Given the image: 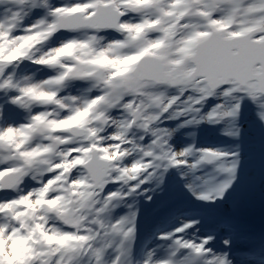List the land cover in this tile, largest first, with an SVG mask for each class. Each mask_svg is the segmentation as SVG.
<instances>
[{"label":"snow or ice","instance_id":"obj_1","mask_svg":"<svg viewBox=\"0 0 264 264\" xmlns=\"http://www.w3.org/2000/svg\"><path fill=\"white\" fill-rule=\"evenodd\" d=\"M10 2L19 7L0 19V36L11 34L27 15V10L37 6L45 9V17L24 30L29 34L44 36L60 30L84 31L89 34L84 43L92 47L96 42L95 34L102 30L124 33L122 39L100 51L89 65L70 64L65 68V75L96 78L109 90V97L121 89L136 88L144 80H153L181 85L188 92L196 90L204 99L218 91L226 97L247 96L264 109V0H83L58 6L50 0ZM129 15L139 17L138 22L127 23L125 18ZM197 18L201 23H186ZM149 34L158 38L146 40ZM76 46L70 43L58 52L63 54ZM0 48L4 49L0 51L2 76L7 66L25 54L17 49L9 50L3 41H0ZM105 73L108 74L106 78ZM9 89L18 92L11 103L22 107H27L29 98L51 99L49 94L38 92L35 86H21L11 76L0 80V90ZM106 99L104 96L86 99L82 110L56 127L87 123L93 106ZM221 107L213 109L207 118L233 116L239 110L238 103L231 111H219ZM261 116L264 118V112ZM34 119L39 121L41 117ZM32 131L33 124L0 127V164L7 165L0 168V191H19L26 177L41 173L42 151L27 148L25 143ZM192 155V149L169 153L166 163L170 167L187 166L195 170L203 164L218 162L221 173L230 177L235 171L234 164H226L225 153L206 149L196 159L189 160ZM73 156H81V153L74 152ZM85 162V157L75 161L78 167ZM92 170L103 179L102 167L94 166ZM47 181L34 191L0 202V214L9 222H15L11 228L7 224L0 225V264H77L79 256L84 254L91 241V237L84 234L87 229L53 233L46 227L41 228L42 214L50 208L59 209L63 199L60 194L64 189L53 188ZM230 185L231 179H227L216 188L201 192L198 198L222 197ZM16 225H24L22 231L27 235L17 231ZM190 226L185 225V228ZM40 231L48 232L49 246L38 250L32 241ZM208 239L196 243L177 237L173 256L187 250L197 264L200 260L203 264H217V257L206 258L210 252L205 248ZM5 240L11 242L10 254ZM53 241L56 243L52 244ZM102 255L103 250L97 249L96 264H101ZM161 264H186V261L169 259Z\"/></svg>","mask_w":264,"mask_h":264},{"label":"clouds","instance_id":"obj_2","mask_svg":"<svg viewBox=\"0 0 264 264\" xmlns=\"http://www.w3.org/2000/svg\"><path fill=\"white\" fill-rule=\"evenodd\" d=\"M126 22L137 23L138 21L129 17ZM193 22L201 23L198 18L186 21V23ZM18 27L20 23L14 27L11 34L0 36V41H3L9 50L17 49L25 54L11 65L18 67L19 63L28 60L35 65L46 66L55 71V75L47 79L33 80L32 77L35 75L33 73L17 81L21 86H35L38 92L51 96V99L29 98L26 101L27 107L21 106L25 109L32 107L44 109L31 115L29 122L25 123L34 125V131L25 142L26 147L42 151L41 158L44 161L41 165V173L33 174L31 178L42 184L44 174L51 173L53 175L48 178L47 184L53 188L64 189L60 194L63 197L61 207L50 208L42 214L41 228L46 227L53 233L72 232L64 231V226L73 231L87 229L88 231L84 234L91 237V241L84 249V254L79 256L77 264H96L94 259L96 250L104 251L113 245L119 250V255L112 264H132L128 257L136 235V211L130 210L128 214L115 222L111 221L110 213L118 206L123 196L135 193L141 185L156 179L161 167L165 169L170 167L166 163L169 153H178L167 146L169 130L158 127L164 114L169 113L171 117L198 113L199 109L194 105L201 104L205 99L194 90L186 100L180 101V96L185 92L183 86L153 80H144L136 88H124L109 97V90L103 83H98L96 78L65 75V68L70 64L89 65L100 51L107 50L108 46L118 39L109 40L106 36L96 33V42L89 47L84 43L88 40L89 34L80 31L79 36L62 40L57 46L45 50L46 42H49L58 31L44 36H39L38 33L29 34L26 31L24 34L15 35ZM120 35L123 36L124 33ZM157 38L158 36L149 34L146 40ZM70 43L77 46L63 54L58 52ZM3 50L0 48V51ZM107 76L108 74L105 73L104 77ZM73 80L90 81L91 87L100 91L98 96H104L107 99L93 106L87 123L57 128L56 125L70 120L85 107L86 99H82L79 95L69 93L61 96L59 94L67 87V82ZM170 89H175L179 95H169ZM114 109L121 111L114 116L112 115ZM36 116L41 119L36 121L34 119ZM137 132L151 133L154 137L151 144L141 145L138 141L143 137H137ZM74 152H80L81 156H73ZM82 157L86 158V162L78 167L75 161ZM130 157H132L131 162L126 163ZM149 157L151 159H146ZM87 161L92 163L88 164ZM94 166L103 168V179L95 175L92 170ZM74 172L76 175H73ZM110 183L119 184L120 190L105 195L104 189ZM125 187L129 189L128 192L123 191ZM3 224L11 228L15 222H9L5 217H0V225ZM23 228L24 225H16L17 231L27 235L22 231ZM8 235H11V231ZM47 236L48 232L40 231L36 240L32 241L33 246L38 250L47 248L49 246ZM55 243V241L52 242V244ZM5 244L10 254L11 242L5 240ZM88 248H92V251L89 252ZM217 264H231L227 253L217 256Z\"/></svg>","mask_w":264,"mask_h":264},{"label":"rangeland","instance_id":"obj_3","mask_svg":"<svg viewBox=\"0 0 264 264\" xmlns=\"http://www.w3.org/2000/svg\"><path fill=\"white\" fill-rule=\"evenodd\" d=\"M83 2V0H50V3L58 6L59 4ZM39 9L30 8L27 10V15L24 16L20 27L15 31V35L24 34V30L31 24L41 19L42 7ZM17 9V5L10 2V0H0V19L10 14V11ZM138 20L139 17H133ZM125 19H129L126 17ZM112 30H102L101 36H106L109 40H113L111 36ZM79 36L80 32H74ZM68 33L60 30L45 44V50L49 47L57 46L62 40L66 39ZM25 62V63H24ZM24 63V65H22ZM19 63V66L9 65L5 72L0 76V80L11 76L14 81H21L24 76L35 74L33 80L47 79L49 75H55V71L46 66L35 65L31 61L25 60ZM15 72V75H14ZM16 77V78H15ZM90 81L73 80L67 82L65 88L67 92L64 94L79 95L82 99H87L89 94L93 91L90 89ZM90 89V90H89ZM9 97H3L0 94V127L5 126H19L24 124L25 113L29 116L43 111V107H32L25 109V113L21 115L24 120L20 123V118L15 115L14 108L17 104L11 103L12 97L18 95L15 89L3 90ZM95 94V93H94ZM169 95H174L173 90H170ZM191 92L186 91V99ZM245 96H224L222 92H217L206 99V110L199 109L198 113H190L187 115H178L169 117V113H165L161 118L158 127L161 129H168L170 136L168 137V145L172 151L180 152L189 146V141L196 143L198 154L195 157H188L189 160L196 159L202 150H213L227 154L230 159H238L246 162L244 168L238 167L234 162H227L228 166L235 165V171L231 174V185L233 188L242 185V181L246 180L250 189V196L245 198L240 205L242 211L249 218L260 224L264 228V118L261 113L264 112L257 102L252 99L244 102ZM129 99V98H126ZM9 101V103H7ZM239 104L238 112L233 116H225L223 118H216L207 120L208 114L213 111V108L222 106L223 111H231L235 104ZM120 109L112 110V115L116 116L120 113ZM171 111V110H170ZM191 115V122L188 124V116ZM205 116V117H204ZM182 126V132L179 128ZM112 131V129H109ZM154 137H148L151 142ZM246 143V152L240 154L239 143ZM222 144H226L227 148H223ZM196 145H193L196 147ZM218 145V146H215ZM166 146V147H167ZM234 147L233 151L228 152ZM192 148V150H193ZM237 150V151H236ZM240 154V155H239ZM148 159V158H147ZM151 159V158H149ZM132 157L126 160L130 163ZM219 167L218 162H214ZM172 172L170 179H173L171 187L166 188V192L162 191L163 183L157 173V178L146 182L136 189L135 193L125 195L118 202V206L111 211L110 219L112 222L119 220L121 217L129 213L130 210L136 211L135 226L136 235L135 240L131 246L130 256L128 259L132 264H161V262L172 259L174 252V241L177 237L185 240H192L200 243L202 240L208 238L202 234L199 226L196 223L195 216L200 206L199 194L208 191L210 188L209 180L211 176L216 173L213 170H203L200 167L193 170L187 166L169 167ZM73 175H76L74 172ZM45 177V176H44ZM173 177V178H172ZM224 182V181H223ZM134 183V182H133ZM41 186L40 181L31 178V175L26 177L20 185L19 192L26 194L28 191L34 190ZM218 186L216 183L213 189ZM147 189V191H144ZM120 190V185L117 183H110L104 189V194ZM124 192L129 189L125 187ZM234 192V189L232 190ZM6 191L5 193H9ZM232 192V193H233ZM137 193H142L138 195ZM20 194V195H21ZM150 197V199H149ZM9 198L13 197L9 195ZM8 195L0 197L3 201L10 200ZM226 200H232L226 197ZM2 201V202H3ZM122 204V205H121ZM131 206V208H130ZM228 210V207L225 205ZM0 217H3L0 214ZM185 225H191L185 228ZM245 227H250L249 223L241 224V230L244 232ZM255 227H260L259 225ZM183 228V232H178V229ZM249 229V228H248ZM64 231H68L63 227ZM72 231V230H71ZM260 232V231H259ZM157 235L159 240L153 238ZM167 237V238H164ZM210 252L206 258L217 257L222 255L223 248L217 243H213L208 239L205 245ZM181 256L175 260H184L186 264H191V254L187 250H182ZM166 254V255H165ZM119 255V250L115 245L103 251L101 264H112V261ZM165 255V256H164ZM205 258V259H206ZM202 262V260H201ZM243 264V263H241Z\"/></svg>","mask_w":264,"mask_h":264},{"label":"water","instance_id":"obj_4","mask_svg":"<svg viewBox=\"0 0 264 264\" xmlns=\"http://www.w3.org/2000/svg\"><path fill=\"white\" fill-rule=\"evenodd\" d=\"M244 196H245V197H249V196H250V192H249V190H248L247 187H245V190H244Z\"/></svg>","mask_w":264,"mask_h":264},{"label":"bare ground","instance_id":"obj_5","mask_svg":"<svg viewBox=\"0 0 264 264\" xmlns=\"http://www.w3.org/2000/svg\"><path fill=\"white\" fill-rule=\"evenodd\" d=\"M159 173V172H158ZM237 192L239 193V194H241L242 193V191H240V190H237ZM244 198H245V196H244ZM153 237H155V236H153ZM239 255V254H238ZM255 264V263H254Z\"/></svg>","mask_w":264,"mask_h":264}]
</instances>
